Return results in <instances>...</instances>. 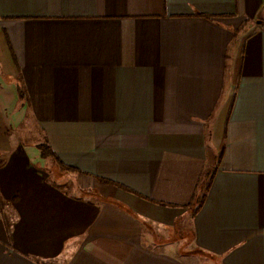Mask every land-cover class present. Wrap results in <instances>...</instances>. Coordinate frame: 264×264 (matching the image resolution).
<instances>
[{"label":"crops","instance_id":"1","mask_svg":"<svg viewBox=\"0 0 264 264\" xmlns=\"http://www.w3.org/2000/svg\"><path fill=\"white\" fill-rule=\"evenodd\" d=\"M0 264H264V0H0Z\"/></svg>","mask_w":264,"mask_h":264},{"label":"trees","instance_id":"2","mask_svg":"<svg viewBox=\"0 0 264 264\" xmlns=\"http://www.w3.org/2000/svg\"><path fill=\"white\" fill-rule=\"evenodd\" d=\"M39 147H40V152H41L42 156L47 157V156L51 155L52 152L49 150L47 145L42 143V144L39 145ZM210 180H211V174H206V176H205V178L203 180V184H202L203 192L195 200L196 201V203H195L196 206H195V208L193 210L194 213L197 212V210L201 207V205H202V203L204 201V197H205L204 191L208 189Z\"/></svg>","mask_w":264,"mask_h":264},{"label":"rangeland","instance_id":"3","mask_svg":"<svg viewBox=\"0 0 264 264\" xmlns=\"http://www.w3.org/2000/svg\"><path fill=\"white\" fill-rule=\"evenodd\" d=\"M27 125L29 126V124L27 123ZM22 126V130L24 131V141H26L27 139L25 138V134H26V132L29 130V127L28 126ZM31 128H33L32 127V125L30 126ZM40 136V134L39 133H35V137L36 138H38ZM41 143V142H40ZM38 147V146H37ZM38 149H39V147H38ZM39 151H40V149H39ZM71 181V180H70ZM177 238L180 236V233L177 231L176 232V234H174ZM174 237V236H173ZM175 238H173L172 240H174ZM186 246L184 245V246H182V248H181V250L182 251H185V250H183V248H185Z\"/></svg>","mask_w":264,"mask_h":264}]
</instances>
